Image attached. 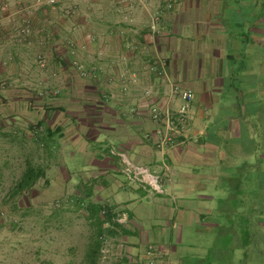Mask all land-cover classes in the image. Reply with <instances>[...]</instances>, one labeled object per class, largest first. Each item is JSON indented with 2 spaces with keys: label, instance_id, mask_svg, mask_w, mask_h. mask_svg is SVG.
Masks as SVG:
<instances>
[{
  "label": "crops",
  "instance_id": "0c3cea01",
  "mask_svg": "<svg viewBox=\"0 0 264 264\" xmlns=\"http://www.w3.org/2000/svg\"><path fill=\"white\" fill-rule=\"evenodd\" d=\"M59 83L61 101L40 97L38 87ZM176 86L193 99L184 133L162 149L149 105L176 110ZM0 99L51 109L48 180L80 173L82 194L112 221L101 230L112 256L97 264H149L150 246L155 264H264V0H0ZM9 107L0 184L13 144L38 139V111ZM113 152L160 173L165 192L131 180Z\"/></svg>",
  "mask_w": 264,
  "mask_h": 264
},
{
  "label": "rangeland",
  "instance_id": "374dc122",
  "mask_svg": "<svg viewBox=\"0 0 264 264\" xmlns=\"http://www.w3.org/2000/svg\"><path fill=\"white\" fill-rule=\"evenodd\" d=\"M37 60L41 68L46 67V58L42 54ZM76 70L78 76L85 78L78 65ZM37 89L40 97L56 103L66 93L61 83ZM47 105L35 101L7 103L0 99L1 108L11 106L15 111H38L40 115L36 124L30 122L38 129L37 141L28 138L24 144L14 143L7 153L12 174L0 184V264H94V256L99 255V252L93 253L94 245L98 241L101 244L105 237L101 231L103 225L112 222L95 197L82 194L85 182L80 173L62 174L63 181L59 182L48 180L49 167L42 157L47 150L42 130L47 112L51 110ZM71 161L78 169L84 157L75 155ZM28 164L43 171L44 176L30 190L14 194L20 174Z\"/></svg>",
  "mask_w": 264,
  "mask_h": 264
},
{
  "label": "built area",
  "instance_id": "2783aa9c",
  "mask_svg": "<svg viewBox=\"0 0 264 264\" xmlns=\"http://www.w3.org/2000/svg\"><path fill=\"white\" fill-rule=\"evenodd\" d=\"M48 5H56L59 0H44ZM32 29L30 23L22 25L18 29V36L20 40L25 41L31 34ZM74 50V49H73ZM81 74L83 76H89L90 73L83 67H79ZM126 74H122V78H126ZM131 77L134 75L131 74ZM129 89L126 82L122 85V90L127 92ZM173 92L179 96L181 103L176 110L168 109L166 111H161L156 104L149 105V116L150 119L159 124L158 134H159V146L164 149L169 145L174 143V141L184 133V128L188 121V104L193 99V92L191 90H184L180 87H174ZM147 97L152 96V90L148 89L145 91ZM102 97L107 98V94H103ZM130 114L137 113V109L131 107L129 109ZM121 160L123 165V172L134 181H137L141 186L151 192V193H164L165 184L163 176L160 173L150 170L146 165L134 163L127 154L116 153ZM118 223L124 224L127 221L126 215H122L116 219ZM112 245L110 241L103 237L101 240L100 247V260L102 263L109 260L112 256ZM155 251L152 246L149 247L147 251L148 263L155 264L154 259Z\"/></svg>",
  "mask_w": 264,
  "mask_h": 264
},
{
  "label": "trees",
  "instance_id": "16d2710c",
  "mask_svg": "<svg viewBox=\"0 0 264 264\" xmlns=\"http://www.w3.org/2000/svg\"><path fill=\"white\" fill-rule=\"evenodd\" d=\"M42 176H44L43 171H41L40 169H36L35 167H33L31 165H28L27 168L24 171L23 176L16 183L13 193L14 194H20V193H23L25 191L30 190ZM100 247H101V244H99V241H98L96 243V245H94L93 253L94 252H95V254H97L98 252L100 253ZM94 258H96L94 260L95 261L94 264L98 263L99 255L98 256H94Z\"/></svg>",
  "mask_w": 264,
  "mask_h": 264
}]
</instances>
